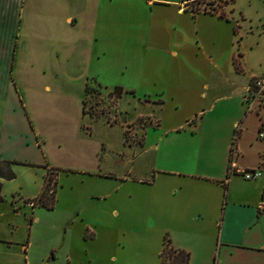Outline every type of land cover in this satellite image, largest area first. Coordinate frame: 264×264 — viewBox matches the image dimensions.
<instances>
[{"label":"crops","instance_id":"crops-1","mask_svg":"<svg viewBox=\"0 0 264 264\" xmlns=\"http://www.w3.org/2000/svg\"><path fill=\"white\" fill-rule=\"evenodd\" d=\"M188 2L0 0V160L26 164L12 167L14 180L0 176L7 247L30 210L31 239L47 232L39 205L28 203L42 195L48 171L57 179L62 171L46 157L55 148L83 182L96 185L98 202L130 186L110 210L97 206L64 222L95 242L125 237L120 264H161L166 239L190 255L189 264H264V113H247L244 102L252 79L264 76V14L234 10L227 22L195 15ZM251 54L261 57L256 68L248 66ZM88 83L105 97L123 90L121 127L142 138L139 158L149 164L142 176L103 172L107 149L92 127L101 119L83 113ZM134 102L140 111L132 118ZM145 118L151 123L135 125ZM244 171L259 175L247 181ZM19 180L23 187L6 194ZM87 197L91 205L95 196ZM29 244L21 245L25 255ZM54 249L43 264L56 259Z\"/></svg>","mask_w":264,"mask_h":264},{"label":"rangeland","instance_id":"rangeland-1","mask_svg":"<svg viewBox=\"0 0 264 264\" xmlns=\"http://www.w3.org/2000/svg\"><path fill=\"white\" fill-rule=\"evenodd\" d=\"M187 1H189V5H192V2L196 0ZM202 1L203 3L200 4L202 11L208 8L207 11L209 13H214L215 11L213 8H215L218 9V12H215V14L223 12V10L219 8V6L221 7L222 5V3H219V0ZM208 3L213 4V6L206 7L205 5ZM233 8L236 12L243 11L245 14L250 15H256V11L264 14V0H236ZM225 11L230 18L229 8H226ZM261 30L264 31V26ZM262 55L263 53L261 56ZM259 59H261L259 54H251L249 56L248 66L250 68H256ZM237 68L241 71V64H237ZM259 78H264V76L252 79L248 95L252 96L254 93H257V89L254 85L255 81ZM87 86L88 90L85 91L84 97V101L87 102L85 107L86 112L92 113L95 119H101L92 126L96 134L94 141H103L107 149L101 159L103 172L114 173L120 177H131L133 176L131 174H139L142 176L148 171L149 167L146 160L139 158L140 147L137 146V144L142 142V138L138 136L135 137L132 133L133 129H131L132 127L130 126L126 129L125 134H123V129L121 127V119L123 118L119 115V99L111 96H103L101 88L93 83H88ZM121 105L122 108H127L126 101H123ZM134 105L136 107H134ZM139 111L140 109L138 108L137 102L132 103L130 110L131 117L135 118ZM253 113H264L263 107L260 104L255 105ZM105 123L112 127L107 128ZM150 123L151 120L145 118L140 120L139 123H135V125L142 126ZM135 125H133V127ZM25 130H27V128L24 126V137H26L24 134ZM132 146L133 148H128ZM46 153L48 161L57 164L58 166L56 167L62 170L58 174L57 185L54 181H52L50 185L52 191L48 194V197L55 196V203L52 211L50 212L46 208L40 206L36 207L38 205H35L42 213V222L43 219L44 222L45 220L49 222L47 232L37 234L31 239V233L28 227L26 228V225L30 226L29 219L33 217V215H31V210L27 212L28 219L24 220L23 217L18 221V231L15 233L14 237L16 240L15 243L7 247L3 241H0V264H43L42 256L47 252L50 246L55 247L56 259L49 261L47 264H120L123 257V247L120 246V244L123 246L126 245L125 237H121L119 233H111L105 236L101 235L98 242H95L92 236L85 233L78 224L73 225L71 224L72 222L69 221V225H67L64 222L74 219L78 214H87L93 211L97 206L102 208L108 207L115 198L120 199L122 197L124 201L127 197V190L131 189L130 186H124L121 191L117 193L112 192V198L103 199L98 202L97 196L101 193L94 190L96 185L92 187L88 181L83 182V180L76 175L75 169L71 167L74 166V161L71 160L67 154L55 148H49ZM121 155H124L123 159H120ZM53 175V178H55V172ZM19 181L20 182H16L15 184H12L13 181L9 182L10 184H7L8 187L5 188V193L8 191V193L11 194V191L15 189L18 190L19 187L22 188L23 186H18L19 183H21V180ZM111 190L109 192H111ZM53 191H56V194ZM103 192H105V190ZM92 195L95 196V199L90 205L91 200L87 196ZM13 198L18 197L14 195ZM16 201L21 203L18 199ZM108 210H110L109 207ZM118 210L121 211V208H118ZM41 225L42 224H40L39 227H41ZM8 232L9 230H7V233ZM31 240L32 247L27 251V255H25L21 250V245H25L29 248ZM67 256H70V259H68ZM115 259L118 260L117 263H114Z\"/></svg>","mask_w":264,"mask_h":264},{"label":"trees","instance_id":"trees-1","mask_svg":"<svg viewBox=\"0 0 264 264\" xmlns=\"http://www.w3.org/2000/svg\"><path fill=\"white\" fill-rule=\"evenodd\" d=\"M187 0H183V2H185ZM201 3H203L202 0H196L192 2V5H189V8L191 9V11L197 15L199 13H204V14H211V15H217L219 17V19L221 20H226L227 22H230V19L227 15V12L225 11L226 8H229L230 13L234 12L233 6L236 3V0H219V3H222L221 7L219 6V8H221V10H223V12H221L220 14H215V12H218V9L213 8V10L215 11L214 13H209L207 11V9L203 10L201 9ZM212 7L213 4H206L205 5ZM218 7V6H217ZM205 11V12H204ZM235 33H237V27L235 26ZM238 57L241 58L242 55L239 53ZM237 71H240L237 68ZM99 88H101L100 86H97ZM86 90H88V86L86 88ZM114 92H116L119 97H121V95L123 94V90L120 88H116L114 90ZM86 103L87 102H83V113L84 115H89L91 117H93L92 113H87L86 112ZM241 130L239 128L235 129V135H234V139H233V147L235 146L239 136H240ZM14 165H18V166H26V164L23 163H18V162H8V161H3L0 160V176L7 180V181H11L14 180L16 178V174L14 173L12 167ZM30 166V165H27ZM53 171H48L47 176L45 178V184H44V188H43V192L42 195L34 200L31 201L32 203H34V205H39L41 207H45L47 209H52L55 203V196L53 197H48V194L52 191L50 189V185L52 183V181H54L55 184H57V173H55V178H53ZM228 176H230V173L228 174ZM0 190H1V184H0ZM56 194V191H53ZM3 201L2 198L0 197V202ZM30 225L32 224V219L29 220ZM189 260H190V255L184 251H175L171 245L170 242L166 239L165 243H164V250L163 253L161 255V264H189Z\"/></svg>","mask_w":264,"mask_h":264},{"label":"built area","instance_id":"built-area-1","mask_svg":"<svg viewBox=\"0 0 264 264\" xmlns=\"http://www.w3.org/2000/svg\"><path fill=\"white\" fill-rule=\"evenodd\" d=\"M149 5H154L156 3H159V0H143ZM255 88L257 89V93H254L252 96L247 95L245 99V105L247 109V113L253 112L255 109V105L260 104L263 107L264 111V78H259L255 81ZM113 98L119 99V95L116 92H113L111 95ZM262 99V100H261ZM259 138L264 140V123L262 124L259 132ZM234 150V147H233ZM259 173L258 171H244L242 172V176L247 181L255 180L258 177ZM28 206L30 208H34V203L30 202L28 203Z\"/></svg>","mask_w":264,"mask_h":264}]
</instances>
